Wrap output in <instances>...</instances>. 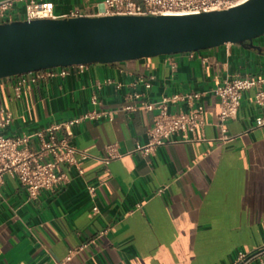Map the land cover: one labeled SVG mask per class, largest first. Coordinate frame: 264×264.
I'll use <instances>...</instances> for the list:
<instances>
[{
	"label": "crops",
	"instance_id": "crops-1",
	"mask_svg": "<svg viewBox=\"0 0 264 264\" xmlns=\"http://www.w3.org/2000/svg\"><path fill=\"white\" fill-rule=\"evenodd\" d=\"M35 1L53 4L55 16L66 19L96 17L107 0ZM26 5L9 12L13 22L23 20ZM254 46L88 65L83 74L26 85L20 94L18 77L0 81V122L12 117L3 129L8 137L93 110L114 114L59 134L78 150L82 175L75 165L59 164L61 182L36 199L5 178L0 264H264V127L256 126L264 112L254 103L257 90L246 92L227 124L232 139L220 141L219 100L212 93L229 77H264V38ZM140 76L151 82L149 90L136 84ZM193 93L203 94L206 125L187 140L177 135L146 152L158 111L142 104ZM188 109L185 102L169 105L171 113Z\"/></svg>",
	"mask_w": 264,
	"mask_h": 264
},
{
	"label": "built area",
	"instance_id": "built-area-1",
	"mask_svg": "<svg viewBox=\"0 0 264 264\" xmlns=\"http://www.w3.org/2000/svg\"><path fill=\"white\" fill-rule=\"evenodd\" d=\"M27 1L22 21H34L41 19L57 20L54 13V6L51 3H39L35 0H2L0 2V19L12 23L14 18L9 15L15 5L19 2ZM250 0H107L99 5L100 13L96 17L113 16H134V17H183L201 15L212 12L228 11L244 5ZM75 15L71 18H78ZM14 21V22H22ZM5 24V23H3ZM87 69L86 65L55 68L39 72H34L19 76L16 91L21 93L26 85H36L46 79L66 78L73 72L83 74ZM136 84L143 85L147 90L151 88V82L140 76ZM256 89L254 103L264 112V77H229L220 86L212 91L219 100L220 113L218 116V128L220 131L219 140L230 141L227 124L237 118L243 96L246 92ZM140 95H135L140 99ZM203 94L193 93L188 95H174L163 99L159 103H143L142 108L146 111H158L154 119V125L149 136L150 142L145 147L146 152L151 148L164 146L173 143V138L183 135L187 140V135L196 133L206 125L205 108L202 103ZM185 102L188 104L187 111L171 113L169 105ZM94 107L99 106L97 96L92 98ZM132 107L126 110H132ZM112 112H102L93 110L72 120L51 125L45 129L38 130L30 135L20 138H12L3 134L5 129L12 122L11 115L7 116L5 122H0V194L5 178L11 176L15 178L26 190L29 197L36 199L44 191H53L61 182L62 177L57 173L59 164L68 163L75 165L80 175L83 170L80 162L76 161L78 150L70 145L68 140L60 139L59 134H71L72 129L82 121L113 120ZM257 127H264V116L256 119ZM35 141L39 148L30 150L31 143ZM51 157L49 161L45 158ZM87 155L82 156V160L87 159ZM111 159H106L109 164ZM89 194L94 197L96 189L88 188ZM97 208L93 209V215L97 214ZM103 231L101 236L107 234ZM264 253V249L261 250ZM259 253L242 257V261L254 258ZM61 264V263H58Z\"/></svg>",
	"mask_w": 264,
	"mask_h": 264
},
{
	"label": "water",
	"instance_id": "water-1",
	"mask_svg": "<svg viewBox=\"0 0 264 264\" xmlns=\"http://www.w3.org/2000/svg\"><path fill=\"white\" fill-rule=\"evenodd\" d=\"M264 38V0L183 17H78L0 24V81L79 65H112L253 48Z\"/></svg>",
	"mask_w": 264,
	"mask_h": 264
}]
</instances>
